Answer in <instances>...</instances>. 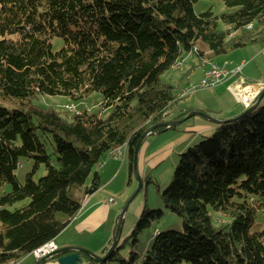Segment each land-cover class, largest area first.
Segmentation results:
<instances>
[{
    "label": "trees",
    "instance_id": "1",
    "mask_svg": "<svg viewBox=\"0 0 264 264\" xmlns=\"http://www.w3.org/2000/svg\"><path fill=\"white\" fill-rule=\"evenodd\" d=\"M197 1L0 0V99L10 103H0V189L10 184L0 194V264L31 255L66 228L99 189L94 169L104 154L125 146L133 174L142 134L154 126L162 132L161 123L188 112L174 85L160 78L183 53L217 57L247 44L264 47V0H223L227 11L219 15L196 13ZM231 31L241 33L230 40ZM55 38L63 42L58 50ZM94 93L110 109L106 116L86 109L62 115L35 104L40 95L81 102ZM36 131L50 137L51 153ZM21 158L33 161L23 184L16 178ZM42 165L45 174L34 180ZM160 198L183 230H155L150 247L136 250L138 235L163 215L145 205L126 237L128 259L117 244L107 261L264 264V231H251L264 215V103L215 124L179 153ZM210 210L227 220L214 223Z\"/></svg>",
    "mask_w": 264,
    "mask_h": 264
},
{
    "label": "rangeland",
    "instance_id": "2",
    "mask_svg": "<svg viewBox=\"0 0 264 264\" xmlns=\"http://www.w3.org/2000/svg\"><path fill=\"white\" fill-rule=\"evenodd\" d=\"M208 9H211L215 15H219L227 11L223 0H198L194 4V11L196 13H201ZM218 27L219 29L224 30L226 28V25L220 21L218 22ZM248 27L250 28V26ZM240 33L241 32L239 31H236V32L231 31L230 35H228V39L231 40L232 38H236L238 37ZM52 41H53V50H58L63 44L62 40L59 38H55ZM244 48H248V49H244ZM244 48L234 49V50L228 51L227 53L223 55L217 56V57H210V55L206 52L203 54L201 60H199L198 57L194 53H183L182 58L179 59L172 68L164 71L160 75V78L162 81H165V82H168L174 85L175 87L174 92L176 95L181 90H184V89L189 90L186 97H183V98L176 97V99H179L178 104H179L180 109H182L183 111L190 112L191 110H189V107H193L195 110H192V111H199V112L209 114L208 109L213 112L216 110V109L213 110L214 107H217L216 106L217 102L215 101V97L217 93L213 92V90L211 89H214L215 87H217L223 80L218 85L215 84V86L201 85V80L204 78V74L206 70L205 69L203 71L202 66L209 65L208 61L213 62L212 59H215V58H216L215 59L216 61H221V59H225V57H227L228 59L232 60V63L234 65H237L239 64V61L243 59L244 60L243 63H245L244 64L245 70H247L249 73H254L255 76L260 77V79L264 80L263 56L261 55V53L253 54V51L250 50L254 48L253 50L254 52H256L260 49V46L257 44H254V45L247 44V46H245ZM236 78L238 77L236 76ZM263 89L264 87L260 90L259 94L262 92ZM234 100L237 103L236 108L237 109L242 108V106L238 104L239 101L237 100L236 97H234ZM100 102H101V96L98 93H94L90 95L89 97H87L85 100L81 102L71 101L70 99L64 96H48V95L41 96L40 95L35 99L36 105L42 106V107L50 106L51 108L56 109V111L60 112L62 115H66L68 113L73 114V113H76L77 111L86 109L92 112H98L99 110H101V114L103 116H106L109 113L110 109L101 107ZM0 103L3 106L10 108V103L8 100L0 99ZM262 103H264V99ZM203 120H207V119L202 117L201 115H195L185 120L184 122L169 128L171 130L164 129L162 132L157 133V135L153 134L149 136L144 141V142H147V145L145 146H147L146 148H149V151H153L158 146L162 145L161 143L164 140H168L169 137L175 134V132H181L184 129H186V126L188 123L194 124L197 121L203 122ZM211 132L205 131V132L200 133L201 135H192L193 133L192 134L190 133L191 135H188L189 137L188 141H190V143L188 141L179 142L178 144H176V146L174 147L171 146V148L168 149L169 150L168 153L162 156L155 163L153 164L149 163L146 166L138 167V174L142 182L141 183L142 187L138 191H137L138 180L134 174L129 173L127 162L124 160L123 165H121V168L119 164H116L115 170L117 171L119 170V172L117 173L116 177L111 183H108L107 186L105 185L106 187H105L104 195L105 196L110 195L113 198H116L117 200L116 204H113L108 201L109 198L107 199V207H108V213H106L107 229H113V225L115 226L114 222L117 220V217L119 216L122 208L127 202H129L126 208V212L123 217L122 230H121L120 239L118 242V245L120 247L118 252L121 257L128 259L129 252L132 250V245H131L132 239H128V238L126 239V237L129 236L135 221L140 217L143 207L145 205L150 210L163 211V215L158 221H154L151 227L145 228L138 235V242L135 246L136 250L145 251L148 247H150L152 240H153V234L155 233V230H158V231H167V230L182 231L183 230L181 218L178 215L171 213L170 211L164 208V205L160 198V191L165 187L169 178L171 177L174 171V168L178 162L179 153L185 151L189 146H193L194 144H196L200 140L202 135L203 136L210 135ZM36 133L40 137V140L45 144L47 152L51 153L53 151V143L50 137H47V136L43 137V135H41L39 131H36ZM184 146L186 147L184 148ZM107 158H109V152L104 154L101 161H104ZM138 160H139V157H138ZM32 167H33V161L31 159L21 158L19 160L18 168L16 170V178L20 184L24 183L25 177L27 173L31 172ZM98 168H99V165L96 166L94 170ZM44 174H45V170L42 165L34 173L33 179L37 180ZM129 176H130V181H129ZM148 178L152 179V181L148 182ZM90 180H91V176L88 177L86 181V185H89ZM103 183H104V180L101 181V185H103ZM156 185H159L158 191H157ZM9 190H10V184H4V186L0 189V194L4 191L8 192ZM210 212L212 214L214 223L217 222V220L220 223H224L227 220L226 216H224L220 212L213 211V210H210ZM65 229H67V227ZM74 231L75 230L73 229V227L69 228L67 232L63 233L62 231L58 239H61L62 237L67 236L68 234ZM251 231H258V232L264 231V215L263 214H259L257 216V218L255 219V222L251 226ZM81 235L84 236L85 232H82ZM74 236L77 237V233H75ZM125 239L127 240V242H125ZM110 240H111V237L106 242L107 247L109 246ZM106 246H103L101 250L104 249V247ZM97 254H100V251L97 252ZM31 255L33 256V254ZM48 255H46L43 258L41 257L38 259L34 258L33 256V258L35 259L34 262L37 260L39 261V264H53L57 260V257L56 259H54L53 257L45 259ZM24 258L25 257H23L22 259ZM20 260L15 263H11V264H17L18 262H20ZM32 260H33L32 257H29L27 259V261L29 262H31ZM85 261L86 259L83 258V264H85ZM106 264H120V263L118 261H107ZM183 264H189V263H183Z\"/></svg>",
    "mask_w": 264,
    "mask_h": 264
},
{
    "label": "crops",
    "instance_id": "3",
    "mask_svg": "<svg viewBox=\"0 0 264 264\" xmlns=\"http://www.w3.org/2000/svg\"><path fill=\"white\" fill-rule=\"evenodd\" d=\"M244 49H248V48H244ZM253 49L254 48L250 49L251 51H253V54L261 53L264 61V53H263L264 48L260 47V49L256 52H254ZM198 59L201 60L200 57H198ZM215 59H212L213 62H215L219 66H222L225 62H227L228 69L240 67L241 70L238 78H242L244 81L252 84H258V83L264 84V80L260 79V77H257L254 75V73H249L247 70H245L244 68L245 63H243L244 62L243 59H241L239 61V64L237 65H234L232 63V60L228 59L227 57H225V59H221V61H216ZM206 68H208V65L202 66L203 71ZM238 78H236V76L232 77L230 74H228L217 87L211 89L213 90V92L217 93L215 97V101L217 102L216 105L217 107H214L213 110L215 109L216 110L213 112L208 109V113L210 116L219 119H227L239 115L244 110V107L240 103L238 104H240L242 108L239 109L236 108L237 103L234 100V97L231 94V92H229L227 89L229 85L236 83ZM263 99L264 96L262 97L261 102L263 101ZM189 110L192 111L195 109L193 107H189ZM214 125L215 123L210 122L209 120H203V122L197 121L194 124L188 123L186 129H184L181 132H175V134L169 137L168 140H164L161 143L162 145L158 146L153 151H149V148H146L147 146H145L147 145V142H144L139 152V167L146 166L149 163L150 164L155 163L162 156L168 153L169 151L168 149H170L171 146L174 147L179 142H187L189 138L188 135H191L192 133H193L192 135H201L200 133L205 131L211 132L214 129ZM154 135H157V133H155ZM188 142L190 143V141ZM186 146H184V148ZM124 160L126 161V158ZM124 160H120L113 157L112 154L109 152V158L105 159L104 161H101V164H99V168L96 169L95 171L98 173L100 177V183L102 180H104V183L103 185H100L99 189L96 192L86 196L83 199L82 205L79 211L77 212L76 216L66 226L67 229L64 228L65 230L64 229L62 230L64 233L67 232L69 228L73 227V229L75 230L74 232L77 233V237L74 236L75 235L74 232H71L67 236L58 239L60 233L62 232L61 231L53 240L58 248L69 245L78 246V247H83L97 254V252H99L101 248H103V246H106V242L108 241V239H110L113 230V229H107V221H106V213H108L107 199L112 196L110 195L105 196L104 191L108 183H111L116 177L117 173L119 172V170L118 171L115 170L116 164H119L121 168V165H123ZM129 181H130V176H129ZM116 202L117 200L115 198L114 204H116ZM82 232H85V235L86 234L87 235L82 236L81 235ZM29 257H32L33 259L31 262L27 261ZM34 260L35 259L33 258V256L29 255L26 256L24 259L20 260V262L18 263L33 264Z\"/></svg>",
    "mask_w": 264,
    "mask_h": 264
},
{
    "label": "water",
    "instance_id": "4",
    "mask_svg": "<svg viewBox=\"0 0 264 264\" xmlns=\"http://www.w3.org/2000/svg\"><path fill=\"white\" fill-rule=\"evenodd\" d=\"M263 96H264V89L258 95V97L253 102V104H251L249 107L243 106L244 110L239 115L231 117V118L219 119V118L210 116L209 114H206L203 112L190 111L185 116H183L177 120H174V121H168V122L161 123L160 126H163L165 129H169L173 126H176V125L184 122L185 120H187V119H189L195 115H201L202 117L206 118L210 122H213V123L218 124V125L226 123V122H233V121H236V120L240 119L241 117L251 113L260 104ZM154 129H155V126L149 128L146 132H144L142 134V136L138 140L136 147H135V150H134V158H133L132 168H133V174L135 175V177L138 180L137 191L140 190L142 187V184H141L142 182L140 180V176L138 174V168H137L139 152H140V149H141L144 141L149 136L155 134ZM128 203L129 202H127L124 205L119 216L117 217V220L115 222V226H114L112 234H111V240L109 241V246L106 249L104 248V249L100 250V254H95V253H93V252H91V251H89L83 247L69 245V246L56 248V250L51 252L45 259L57 257L56 263H53V264H83V257H81V255H80V253H82V254H85L86 256H88L89 258H92V260H93L92 262H87L85 264H102V263L106 262L108 260L109 256L111 255V253L116 249L117 244L119 242L120 234H121V230H122V224H123V217H124V214L126 212V208L128 206ZM33 264H39V261L36 260Z\"/></svg>",
    "mask_w": 264,
    "mask_h": 264
},
{
    "label": "built area",
    "instance_id": "5",
    "mask_svg": "<svg viewBox=\"0 0 264 264\" xmlns=\"http://www.w3.org/2000/svg\"><path fill=\"white\" fill-rule=\"evenodd\" d=\"M240 70H241L240 67L228 69V64L222 66H219L218 64L208 65V68H206L205 70L204 78L201 80V85H206V86L208 85L215 86V84L218 85L227 74H230L231 76L239 77ZM229 86L238 87L237 100L244 107H248L256 100L260 90L264 87V84L263 83L252 84L244 81L242 78H239L236 83L231 84ZM229 86L227 87L228 91H229ZM188 91L189 90H184L185 96L187 95ZM112 155L117 159L124 160L126 157V150H121L120 152L113 153ZM108 201L114 204L115 198L113 197L109 198ZM56 248L57 247L51 241L49 245L45 249L39 251L34 258L36 259L41 257L43 258L46 255L53 252L54 250H56Z\"/></svg>",
    "mask_w": 264,
    "mask_h": 264
},
{
    "label": "bare ground",
    "instance_id": "6",
    "mask_svg": "<svg viewBox=\"0 0 264 264\" xmlns=\"http://www.w3.org/2000/svg\"><path fill=\"white\" fill-rule=\"evenodd\" d=\"M208 64H209V65H217L215 62H209V61H208ZM223 65H227V62H225ZM184 90H185V89H184ZM184 90H181V91L177 94V97H179V98L186 97V96H185V92H184ZM229 92H231V94H232L234 97L238 98V87H237V86H229ZM241 105H242V104H241ZM242 106H243V105H242ZM249 106H250V105H249ZM249 106H248V107H249ZM74 109H75V108H74ZM121 150H127V149H126L125 146H121V147H118V148L112 150V151H111V154H113V153H118V152H120ZM138 167H139V165L137 164V168H138ZM53 240H54V239H53ZM53 240H52V242H53V244L56 246V244L54 243ZM50 242H51V241H50ZM50 242L45 243L44 245H42V246L39 247L38 249L34 250V251L32 252L33 256L35 257V255H36L39 251L45 249V248L49 245ZM56 247H57V246H56ZM57 248H58V247H57ZM54 263H56V261H55Z\"/></svg>",
    "mask_w": 264,
    "mask_h": 264
},
{
    "label": "flooded vegetation",
    "instance_id": "7",
    "mask_svg": "<svg viewBox=\"0 0 264 264\" xmlns=\"http://www.w3.org/2000/svg\"><path fill=\"white\" fill-rule=\"evenodd\" d=\"M93 260H92V258H91V261H89V262H92Z\"/></svg>",
    "mask_w": 264,
    "mask_h": 264
}]
</instances>
